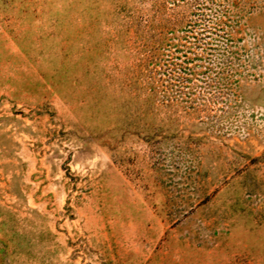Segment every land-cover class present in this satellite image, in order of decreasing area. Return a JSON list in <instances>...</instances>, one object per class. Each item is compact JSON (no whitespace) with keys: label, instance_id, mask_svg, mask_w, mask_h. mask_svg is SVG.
Instances as JSON below:
<instances>
[{"label":"rangeland","instance_id":"rangeland-1","mask_svg":"<svg viewBox=\"0 0 264 264\" xmlns=\"http://www.w3.org/2000/svg\"><path fill=\"white\" fill-rule=\"evenodd\" d=\"M0 264H264V0H0Z\"/></svg>","mask_w":264,"mask_h":264},{"label":"trees","instance_id":"trees-1","mask_svg":"<svg viewBox=\"0 0 264 264\" xmlns=\"http://www.w3.org/2000/svg\"><path fill=\"white\" fill-rule=\"evenodd\" d=\"M191 69L183 68L182 72H183V76H172V78L170 77V75H168V80L169 81H174L176 84L173 83H169L170 87H173L175 90V93H177V95H182L184 89L186 88L185 86L188 84L189 79H188V72H191Z\"/></svg>","mask_w":264,"mask_h":264}]
</instances>
